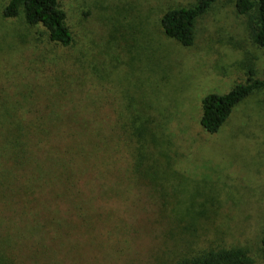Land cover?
I'll list each match as a JSON object with an SVG mask.
<instances>
[{
	"label": "rangeland",
	"instance_id": "374dc122",
	"mask_svg": "<svg viewBox=\"0 0 264 264\" xmlns=\"http://www.w3.org/2000/svg\"><path fill=\"white\" fill-rule=\"evenodd\" d=\"M198 1L58 0L62 46L0 0V264H177L210 248L264 264V88L217 133L199 123L206 95L264 79V49L238 0L214 2L190 47L168 38L164 13Z\"/></svg>",
	"mask_w": 264,
	"mask_h": 264
},
{
	"label": "trees",
	"instance_id": "16d2710c",
	"mask_svg": "<svg viewBox=\"0 0 264 264\" xmlns=\"http://www.w3.org/2000/svg\"><path fill=\"white\" fill-rule=\"evenodd\" d=\"M218 0H199L190 8L170 9L164 13L160 25L164 34L184 47H190L195 40V22ZM236 11L246 19V30L251 41L264 49V0H238ZM6 19L23 16L30 26H42L50 41L67 46L72 37L65 24V13L59 8L58 0H6L2 10ZM264 88V79L251 77L246 83L238 84L226 94H208L201 101L199 123L208 134L217 133L228 119L236 105L253 92ZM153 130L139 125L136 135L145 138ZM143 156L136 159V171L142 168ZM143 172V171H140ZM144 173V172H143ZM264 247V238L262 239ZM177 264H256L242 248L207 249L200 254L181 258Z\"/></svg>",
	"mask_w": 264,
	"mask_h": 264
}]
</instances>
